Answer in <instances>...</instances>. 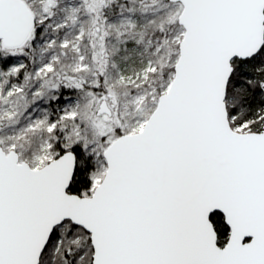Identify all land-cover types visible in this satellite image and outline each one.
Masks as SVG:
<instances>
[{
	"label": "snow or ice",
	"instance_id": "snow-or-ice-1",
	"mask_svg": "<svg viewBox=\"0 0 264 264\" xmlns=\"http://www.w3.org/2000/svg\"><path fill=\"white\" fill-rule=\"evenodd\" d=\"M0 264H264V0H0Z\"/></svg>",
	"mask_w": 264,
	"mask_h": 264
}]
</instances>
